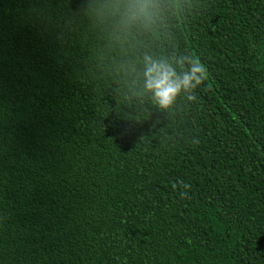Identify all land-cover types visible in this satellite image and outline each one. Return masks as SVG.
<instances>
[{"label":"trees","instance_id":"1","mask_svg":"<svg viewBox=\"0 0 264 264\" xmlns=\"http://www.w3.org/2000/svg\"><path fill=\"white\" fill-rule=\"evenodd\" d=\"M78 3L0 0V264H264L263 0H175L149 42L207 74L167 111Z\"/></svg>","mask_w":264,"mask_h":264},{"label":"clouds","instance_id":"2","mask_svg":"<svg viewBox=\"0 0 264 264\" xmlns=\"http://www.w3.org/2000/svg\"><path fill=\"white\" fill-rule=\"evenodd\" d=\"M174 4L175 0H79L64 27L68 33L83 28L97 37L116 54L113 73L117 81L157 110L167 111L181 95L191 100L207 74L197 57L156 54L149 42Z\"/></svg>","mask_w":264,"mask_h":264},{"label":"water","instance_id":"3","mask_svg":"<svg viewBox=\"0 0 264 264\" xmlns=\"http://www.w3.org/2000/svg\"><path fill=\"white\" fill-rule=\"evenodd\" d=\"M263 3H264V0H263Z\"/></svg>","mask_w":264,"mask_h":264}]
</instances>
